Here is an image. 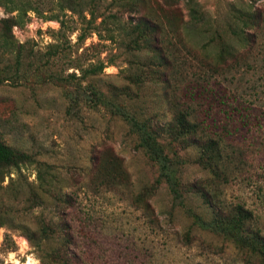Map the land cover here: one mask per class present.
I'll use <instances>...</instances> for the list:
<instances>
[{
    "label": "rangeland",
    "instance_id": "rangeland-1",
    "mask_svg": "<svg viewBox=\"0 0 264 264\" xmlns=\"http://www.w3.org/2000/svg\"><path fill=\"white\" fill-rule=\"evenodd\" d=\"M159 1L143 0L144 11L164 25L162 47L176 59L174 68H162L167 82H132L128 74L143 61L92 32L77 40L85 23L74 15L59 30L57 19L29 11L23 25L12 27L22 56L16 74L13 65L3 67L15 80L0 82V139L32 162L0 184V264H264L204 229L201 218L194 224L190 213L209 219L216 207L194 191L177 204L129 123L102 104L88 106L94 84L154 128L172 120L173 102L187 107L194 137L217 142L219 157L204 166L195 142H170L162 132L168 168L186 188L203 184L225 208L250 210L252 227L264 235V0H194L220 33L209 43L184 29L192 24L184 0L169 9ZM234 9L260 13L262 24L241 30ZM143 50L135 53L143 57ZM99 60V71L82 74ZM69 73L76 77L54 78ZM38 171L50 180L49 192ZM32 193L42 203H33ZM41 225L49 227L43 234Z\"/></svg>",
    "mask_w": 264,
    "mask_h": 264
},
{
    "label": "trees",
    "instance_id": "trees-1",
    "mask_svg": "<svg viewBox=\"0 0 264 264\" xmlns=\"http://www.w3.org/2000/svg\"><path fill=\"white\" fill-rule=\"evenodd\" d=\"M103 1L107 3L105 2V5H103ZM178 1L160 0L159 2L162 6L169 9L170 7H174ZM184 1L189 12L190 23L192 21L190 29L187 26L184 29L191 30L197 37L204 38L208 36L207 43L216 40V37L220 40L221 36L219 32H216V25L205 19L203 12L196 8L194 0ZM0 7L5 13L4 16L0 17V63L2 61H11V63L0 66V82L7 81L10 78L12 82L15 80V75H7L5 73L6 69H3V67L9 68V64L13 65L14 74H16L19 68L22 56V44L14 39L11 29L13 26L23 25L28 19L27 13L29 11L45 19H57L60 24L59 30L65 26L64 17L67 14L74 15L81 22L85 23V26L80 29L77 35V40L84 39L86 35L92 32L96 34L98 40H107L110 44L115 43L119 47L122 46L124 51L129 53L130 57L137 56L135 62L140 64L143 61V65L140 64L139 66L144 68L139 69V71L136 70L137 73L132 72L128 74L132 82L145 80L146 77L156 78V76L162 82H167V76L163 73L162 68H169L170 66L174 68L176 66V59L170 56L167 48L162 47L164 40L160 35H162L161 31L164 25L154 19L149 10L144 11L143 0H0ZM234 10L237 12L236 19L240 23L239 28L241 27V30H244L245 27H251L254 30L256 26L259 27L262 24L260 13L255 12L250 14L237 11L239 9ZM122 13H125L127 18H122ZM97 18L99 19L96 20ZM229 30L234 35L238 34V25H230ZM61 35L64 39V34ZM246 37L252 39L253 35L247 34ZM53 47L54 49L50 50L52 54L58 50L55 49L57 48L56 45H53ZM142 50L145 51L143 57L138 55L139 52L135 53ZM229 53V50H227L225 53L217 55L216 58L222 61L225 58L224 54ZM108 60L111 62L112 59L109 58ZM103 66L104 63L101 60L90 63L82 70V74L92 76ZM73 77H76L75 74L69 73L65 77L54 78L65 80ZM90 85L88 89V101H90L88 106L95 107L98 103L102 104L104 107L112 110V113L129 123L136 135L137 146L141 148L147 159L159 168V174L164 176L172 199L177 204L182 203L181 200L184 192L194 191L199 193L203 201L216 207L215 213L209 219H203L194 212L190 213L192 222L196 224L201 218L204 229L224 236L232 241L236 247L251 253L261 262H264V235L258 229L252 227L253 214L250 210L238 203L233 207L225 208L219 199L212 197L203 184L189 183V187L186 188V184H182L173 173V170L167 166V163H171V159L165 152V145L161 141L163 138L160 137L162 132L165 133L170 142H182L183 140L195 142L199 151L197 161H202L204 166H210L219 157L218 148H216L217 142L215 143L210 138L199 141L194 137L197 125L188 121L187 107L176 106V103L173 102L172 120L166 123L164 127L154 128L148 119L137 117L133 111L127 110L123 104L122 106L115 105L116 99L110 100L105 91L96 88L94 84ZM112 89L116 88L112 87ZM115 96L119 97L118 94H115ZM215 148L216 153H214ZM27 162H32L30 154L13 148L0 139V184L12 171L20 172L21 165ZM42 174L46 175L45 172L38 171L37 178L40 184L42 182L47 186L46 191L49 192L50 188L48 187L51 186V182L48 178L44 179ZM159 181L158 175L155 183H159ZM18 193L16 192L14 197ZM32 194L31 200L33 203H42L40 197L34 195V193ZM27 200H30V198L28 197ZM39 229L43 234L49 227L41 225ZM183 237H185L184 240L188 243L187 232L183 233Z\"/></svg>",
    "mask_w": 264,
    "mask_h": 264
}]
</instances>
